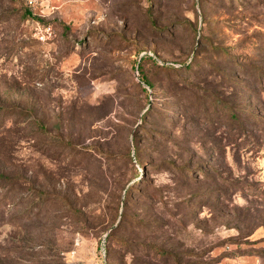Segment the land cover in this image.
Here are the masks:
<instances>
[{
  "label": "rangeland",
  "instance_id": "rangeland-1",
  "mask_svg": "<svg viewBox=\"0 0 264 264\" xmlns=\"http://www.w3.org/2000/svg\"><path fill=\"white\" fill-rule=\"evenodd\" d=\"M0 109V264H264V0H0Z\"/></svg>",
  "mask_w": 264,
  "mask_h": 264
},
{
  "label": "trees",
  "instance_id": "trees-1",
  "mask_svg": "<svg viewBox=\"0 0 264 264\" xmlns=\"http://www.w3.org/2000/svg\"><path fill=\"white\" fill-rule=\"evenodd\" d=\"M24 15L26 17H31V18H34L36 21H38L39 23H42V19L39 18V17H36V16H33L32 12L29 11L28 9H25L24 10ZM190 65L189 64H186L184 66L185 69H189ZM166 71H176V68H173V67H165L164 68ZM137 70L139 71V77L142 81V83L150 90L152 91L154 89V85L152 84V82L150 81V79L148 78V76H146V74L143 72L142 69L139 68V66H137ZM146 91V90H145ZM8 115H12L11 113V110H7V109H0V116L1 118L2 117H6ZM230 117L232 120L236 121L235 118V113L231 110V113H230ZM134 154L136 155V151H134ZM0 181H3L5 183H7L8 185L10 186H14L15 184V180L14 178H11L9 176H4L2 174H0ZM43 195V194H41ZM109 238V236H108ZM108 238L105 239V241H108ZM156 252L159 253L158 255H160V253L162 252V250H159V249H156Z\"/></svg>",
  "mask_w": 264,
  "mask_h": 264
},
{
  "label": "built area",
  "instance_id": "built-area-1",
  "mask_svg": "<svg viewBox=\"0 0 264 264\" xmlns=\"http://www.w3.org/2000/svg\"><path fill=\"white\" fill-rule=\"evenodd\" d=\"M31 3V2H30Z\"/></svg>",
  "mask_w": 264,
  "mask_h": 264
}]
</instances>
